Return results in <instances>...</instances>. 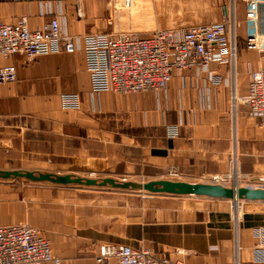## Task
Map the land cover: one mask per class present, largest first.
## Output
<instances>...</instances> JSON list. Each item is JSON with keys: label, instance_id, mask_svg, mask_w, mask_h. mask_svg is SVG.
Masks as SVG:
<instances>
[{"label": "crops", "instance_id": "crops-1", "mask_svg": "<svg viewBox=\"0 0 264 264\" xmlns=\"http://www.w3.org/2000/svg\"><path fill=\"white\" fill-rule=\"evenodd\" d=\"M170 1L153 0L157 21L166 30L216 23L226 11L220 8L218 21L197 15L208 22H171L167 17L174 6L188 0ZM41 3H50L72 36L111 32V0H0V23L24 16L34 30L49 19L40 14ZM238 20L244 33L242 39L237 23L234 76L236 93L244 97L249 74L264 67V56L245 45L243 10ZM4 65H13L17 78L0 85V171L94 173L148 182L162 180L175 167L184 182L197 183L202 176L224 174L236 156L237 175L248 181L264 177V132L245 104L232 116L229 65L174 72L165 90L128 95L93 93L81 52L32 61L19 55L0 58ZM210 74L222 83L212 84ZM66 94L77 95L78 108H61L59 96ZM165 124L178 126L179 137L167 139ZM248 181L241 187L254 188ZM147 199L96 188L0 180V225L36 228L50 240L61 264H96L105 244L149 248L157 258L183 264H233L235 254L239 264H263L255 262L254 252L264 248V201H241L235 230L232 201L157 194Z\"/></svg>", "mask_w": 264, "mask_h": 264}, {"label": "built area", "instance_id": "built-area-1", "mask_svg": "<svg viewBox=\"0 0 264 264\" xmlns=\"http://www.w3.org/2000/svg\"><path fill=\"white\" fill-rule=\"evenodd\" d=\"M134 2L111 0V7L115 12H128L133 9ZM237 2L244 5L246 47L264 55V0H232L231 7L225 13L227 15L219 22L180 29L156 28L146 36H139V33L132 30L72 36L63 30L50 3H41L39 12L49 19L34 30L29 28L27 17L24 16L11 24L0 23V58L19 55L32 61L50 54L81 52L92 92L117 95L160 92L166 89L174 72L199 71L211 64L229 65V105L232 116L240 104H245L249 114L259 120L264 132V67L250 72L248 92L244 97L236 93ZM16 78L13 65L0 66V85L13 83ZM209 81L214 85L222 83L220 77L212 74L209 75ZM61 101L66 108H77L79 104L75 95H63ZM166 133L169 139H174L178 136V127L168 126ZM172 175L176 176V173ZM232 175L233 182L223 176L212 177L208 181H211V185L223 187L230 183L232 187L239 186L236 170ZM259 181L257 188L264 189V178ZM239 203H234L231 208L235 230L240 218ZM94 259L96 264H183L157 258L147 248L133 249L114 244L103 245L100 254ZM254 260L264 264V248L255 250ZM61 263V259L53 253L50 240L39 230L28 224L0 225V264ZM233 264H239L238 254H235Z\"/></svg>", "mask_w": 264, "mask_h": 264}, {"label": "rangeland", "instance_id": "rangeland-1", "mask_svg": "<svg viewBox=\"0 0 264 264\" xmlns=\"http://www.w3.org/2000/svg\"><path fill=\"white\" fill-rule=\"evenodd\" d=\"M134 1H135L134 2V7H133V9L131 11H128V12H115L112 9L113 20L111 22V32L132 30L134 32L139 33L140 34L139 36H146L153 29L161 28L159 23H158V21H157L158 17H157V15H155L156 14V12H155V8L156 7H155V4H154L153 0H152V4L151 3L150 4L147 3L148 2L147 0H134ZM154 1H158V0H154ZM167 1L170 4L173 3V1H170V0H167ZM190 1H191V3L189 2V0L186 1L184 3L185 5L183 4L184 6H182V7H177L175 5L173 10L171 11V13L167 17V18H169V21H171V22L173 21V22H177V23H180L181 21L182 22L185 21V22L190 23V24L195 23L197 21L206 22L207 20L204 21V19L202 17H204L205 19H208V21H210V20L218 21L219 18H220V8L221 7L225 8L226 9L225 13H226L227 9L231 7V2H232V0H190ZM201 10L203 11L204 15L200 14ZM242 10L244 11V5L241 2H237L236 14H235V22H236V24L239 23L238 14ZM197 15L202 16V17H198ZM224 15H227V14H223L221 16V19H222V17ZM161 17L164 18V19H167L166 15H163ZM243 26L239 23V27L242 30V32H241L242 33V36H241L242 39H243V33H244ZM115 29H117V30H115ZM64 31L66 32V30H64ZM87 35H91V33L90 34H85L83 36H87ZM236 44H237V55H238V51H239L238 50L239 49L238 48V37H237ZM252 51L256 55L259 53V52L255 51V50H252ZM260 56H264V55L260 54ZM66 95H69V94H66ZM73 95H75V94H73ZM62 96L63 95L59 96V100H60L61 108L63 110L76 109V108H66V107H64L63 104H62V101H61ZM75 96H77V95H75ZM78 102H79V100H78ZM78 107H79V105H78ZM168 126H171V125H166L165 124L164 127H163L164 135H165V137L167 139H169L167 137V133H166ZM178 130H179V128H178ZM177 137H179V133H178ZM236 161H237L236 160V156H234L233 158H230L229 159V167H228L227 171L224 174L205 175V176H202L199 179H197V181H198L197 183L211 184V181H208V179L212 178V177H216V176H218V177L223 176L224 178H227L230 182H233V179H232L233 171L236 170V172H237V168H236V166H237L236 163L237 162ZM173 172L176 173V176L172 175ZM79 177L91 178V179H103L101 176H98V175H96L94 173H89V174H86L85 176H79ZM237 178H238L237 182H238V185L240 187L243 186L242 183H245V181H248V179H245V177H242L240 175ZM260 178H264V177L257 176V177H254V178H250L248 182L251 183V185L255 186L254 188H257L258 183H260V181H259ZM113 179L118 180V181L125 180V182H128V181H132V182H147V180H144V179L139 178V177L138 178H136V177H134V178L118 177V178H113ZM162 180L184 181V178H183V175L181 174V172L177 168L170 167V168H168L166 170ZM8 181H11V182H26L24 180H8ZM232 185L233 184L230 183V184H228L227 187L231 188ZM251 185H249L248 187H253ZM73 187L79 188L81 190L85 189L84 187H78V186H73ZM96 190L107 191V192H117V193L120 192V193H123V194H126V195H131L132 194V195L138 196L139 199H141L143 201L148 200L147 198L149 196H155V194H149V193L143 192V191H132V190L120 191V190H114V189H110V188H104V189L96 188ZM157 195H166V194H157ZM147 249H149V248H147Z\"/></svg>", "mask_w": 264, "mask_h": 264}, {"label": "water", "instance_id": "water-1", "mask_svg": "<svg viewBox=\"0 0 264 264\" xmlns=\"http://www.w3.org/2000/svg\"><path fill=\"white\" fill-rule=\"evenodd\" d=\"M0 180H24L31 183H50L60 186L85 188H110L120 191H143L149 194L173 196H198L225 199L238 203L241 201H264V189L234 186L189 183L184 181L157 180L148 182H122L113 178L91 179L71 174L34 173L29 171H0Z\"/></svg>", "mask_w": 264, "mask_h": 264}]
</instances>
